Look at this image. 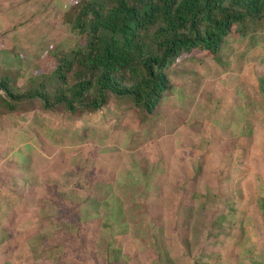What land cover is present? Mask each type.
<instances>
[{"label":"rangeland","instance_id":"obj_1","mask_svg":"<svg viewBox=\"0 0 264 264\" xmlns=\"http://www.w3.org/2000/svg\"><path fill=\"white\" fill-rule=\"evenodd\" d=\"M70 4L0 0L1 77L78 46ZM166 74L151 115L0 101V264H264V22Z\"/></svg>","mask_w":264,"mask_h":264},{"label":"trees","instance_id":"obj_2","mask_svg":"<svg viewBox=\"0 0 264 264\" xmlns=\"http://www.w3.org/2000/svg\"><path fill=\"white\" fill-rule=\"evenodd\" d=\"M68 22L78 46L19 90L0 76L8 113L95 112L110 96L151 115L171 88L166 71L182 55L216 57L228 36L264 22V0H71Z\"/></svg>","mask_w":264,"mask_h":264}]
</instances>
